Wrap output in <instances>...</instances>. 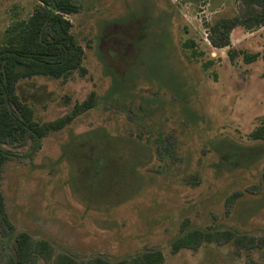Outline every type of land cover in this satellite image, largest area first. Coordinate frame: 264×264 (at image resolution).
I'll return each instance as SVG.
<instances>
[{"label": "rangeland", "instance_id": "1", "mask_svg": "<svg viewBox=\"0 0 264 264\" xmlns=\"http://www.w3.org/2000/svg\"><path fill=\"white\" fill-rule=\"evenodd\" d=\"M76 2L80 12L67 18L86 75L22 80L16 93L39 122L91 91L97 104L43 139L0 143L9 156L0 193L14 226L8 233L0 222V264L17 263L21 232L53 247L35 264H116L155 250L163 264H264V141L250 138L264 122V26L231 31L234 49L260 55L250 64L242 54L232 64L229 48L209 42L218 20L253 10L243 0ZM38 4L0 0V38ZM245 190L253 194L226 215L225 200ZM194 229L218 238L173 254L172 242ZM225 230L247 241L227 242Z\"/></svg>", "mask_w": 264, "mask_h": 264}, {"label": "trees", "instance_id": "2", "mask_svg": "<svg viewBox=\"0 0 264 264\" xmlns=\"http://www.w3.org/2000/svg\"><path fill=\"white\" fill-rule=\"evenodd\" d=\"M239 1V0H237ZM39 4L27 20L14 21L0 38V143L5 144L11 140H37L43 139L50 133H55L68 127L76 117L87 112L97 104V94L91 91L82 102H77L73 110L53 121L39 122L34 118L32 108L22 102L16 93V85L22 80L34 77L68 81L77 72L81 77L87 73L83 62L85 51L76 37L72 34V23L67 16L80 12L76 0H38ZM247 10L244 19L239 17L223 18L209 28V42L214 48H229L228 57L232 64L239 54L243 55L246 63L258 60L259 54H249L234 49L231 45L230 34L236 26L247 29L264 26V0H243ZM254 4L260 10L255 12ZM258 7V6H257ZM191 47L195 42L191 41ZM187 44H184V48ZM264 60V56H263ZM210 62L204 64L208 67ZM254 141H264V122L251 134ZM9 160V156L0 154V169ZM264 181V178H263ZM257 187L255 194L262 190ZM248 190L233 192L225 200L226 215L230 214L235 202L244 196ZM0 222L5 232L11 233L14 226L11 223L4 207V199L0 193ZM4 233V230H3ZM7 233V234H8ZM227 242L234 240L237 243L247 241L243 235H236L231 230L220 234ZM212 231L191 230L171 244L173 254L182 249L196 250L203 243L217 240ZM251 248L256 245L250 244ZM16 264H35L38 259L49 260L53 257V247L47 240H34L25 232L15 237ZM164 254L160 250L145 252L128 260L116 264H163ZM57 264H76L73 259L66 256H56ZM98 264H106L98 262ZM246 264H257L250 261Z\"/></svg>", "mask_w": 264, "mask_h": 264}]
</instances>
